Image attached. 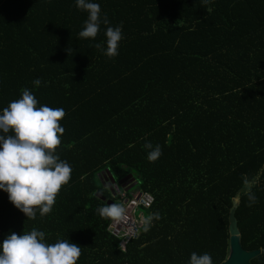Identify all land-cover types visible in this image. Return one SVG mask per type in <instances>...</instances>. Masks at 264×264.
Masks as SVG:
<instances>
[{
  "label": "trees",
  "instance_id": "trees-1",
  "mask_svg": "<svg viewBox=\"0 0 264 264\" xmlns=\"http://www.w3.org/2000/svg\"><path fill=\"white\" fill-rule=\"evenodd\" d=\"M96 2L121 25L112 58L93 46L104 25L77 35L86 12L73 0H0V107L26 87L62 108L55 150L72 169L44 217L27 219L0 191V239L36 227L46 243H77L75 264H186L191 252L218 264L235 230L245 250L264 248V0ZM145 140L161 147L155 161ZM106 169L131 173L128 196H152L138 208L148 230L138 221L124 248L96 212L121 205L102 185ZM249 264H264V251Z\"/></svg>",
  "mask_w": 264,
  "mask_h": 264
},
{
  "label": "clouds",
  "instance_id": "clouds-1",
  "mask_svg": "<svg viewBox=\"0 0 264 264\" xmlns=\"http://www.w3.org/2000/svg\"><path fill=\"white\" fill-rule=\"evenodd\" d=\"M73 2L77 9L86 12L77 35L94 39L104 25L103 43L95 42L93 46L108 58L116 56L122 39L121 25H111L96 0ZM40 83L38 77L32 80L34 86ZM63 116L60 107L38 105L33 92L26 87L18 98L0 107V191L7 194V199L27 219L48 214L61 186L70 179L71 165L60 159L55 150L64 131L59 123ZM143 149L149 162L161 155L158 143L153 145L145 140ZM243 187L248 203H255L251 182L245 180ZM96 212L101 217L118 219L124 208L114 203L101 205ZM153 215L158 218V214ZM151 219L149 216L142 221L145 231ZM80 252L79 245L68 239L46 243L45 232L36 227L19 234L8 232L0 239V264H75ZM186 264H213V261L208 252H191Z\"/></svg>",
  "mask_w": 264,
  "mask_h": 264
},
{
  "label": "built area",
  "instance_id": "built-area-1",
  "mask_svg": "<svg viewBox=\"0 0 264 264\" xmlns=\"http://www.w3.org/2000/svg\"><path fill=\"white\" fill-rule=\"evenodd\" d=\"M131 195L126 194V190L118 191L113 195L118 196V201L124 208V212L118 219H111L108 223V230L117 236L119 245L124 248L126 242L135 237L139 231L140 223L135 217V212L139 207H148L152 202V196L146 191L130 190Z\"/></svg>",
  "mask_w": 264,
  "mask_h": 264
},
{
  "label": "water",
  "instance_id": "water-1",
  "mask_svg": "<svg viewBox=\"0 0 264 264\" xmlns=\"http://www.w3.org/2000/svg\"><path fill=\"white\" fill-rule=\"evenodd\" d=\"M107 175H103L104 181H102L103 186H107L111 190V194H115L119 191V186L125 190L130 189L135 185V180L129 173L127 176L116 180L113 175L106 169ZM128 179V180H126ZM129 183L127 186H125ZM105 199L104 196H102ZM107 202L110 199H105ZM110 204H113L111 201ZM264 251V248L245 250L240 244V235L238 230L231 232L228 239V254L224 260L218 264H249V259L258 254L259 252Z\"/></svg>",
  "mask_w": 264,
  "mask_h": 264
},
{
  "label": "rangeland",
  "instance_id": "rangeland-1",
  "mask_svg": "<svg viewBox=\"0 0 264 264\" xmlns=\"http://www.w3.org/2000/svg\"><path fill=\"white\" fill-rule=\"evenodd\" d=\"M118 180V179H117ZM119 188L121 189L122 187L119 186ZM109 189V188H107ZM110 190V189H109ZM135 216H136V219L139 221V222H142L144 219H146V213L144 212V210L142 209H138L136 210L135 212Z\"/></svg>",
  "mask_w": 264,
  "mask_h": 264
},
{
  "label": "flooded vegetation",
  "instance_id": "flooded-vegetation-1",
  "mask_svg": "<svg viewBox=\"0 0 264 264\" xmlns=\"http://www.w3.org/2000/svg\"><path fill=\"white\" fill-rule=\"evenodd\" d=\"M129 184V183H128ZM128 184H126L125 186H127Z\"/></svg>",
  "mask_w": 264,
  "mask_h": 264
}]
</instances>
